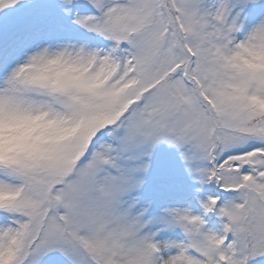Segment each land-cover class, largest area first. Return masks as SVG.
I'll return each mask as SVG.
<instances>
[{
  "label": "snow or ice",
  "instance_id": "obj_1",
  "mask_svg": "<svg viewBox=\"0 0 264 264\" xmlns=\"http://www.w3.org/2000/svg\"><path fill=\"white\" fill-rule=\"evenodd\" d=\"M264 258V0H0V264Z\"/></svg>",
  "mask_w": 264,
  "mask_h": 264
}]
</instances>
